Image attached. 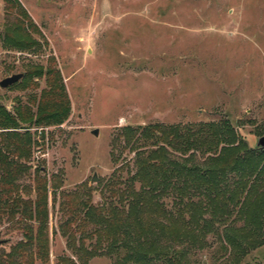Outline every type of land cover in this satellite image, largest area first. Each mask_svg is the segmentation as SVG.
<instances>
[{
    "label": "rangeland",
    "instance_id": "374dc122",
    "mask_svg": "<svg viewBox=\"0 0 264 264\" xmlns=\"http://www.w3.org/2000/svg\"><path fill=\"white\" fill-rule=\"evenodd\" d=\"M15 1L33 22L30 32L37 45L14 48L0 38V80L32 65L51 66L62 78L69 108L60 124L27 129L33 141L29 155L17 156L25 170L9 193L0 190V199L33 198L35 176L46 177L48 257L35 264H166L154 257L145 263L131 259V251L121 246L129 239L138 251L187 247L185 264H264V175L250 187L240 212L228 203L219 215L209 201L212 190L173 172L160 199L165 210L149 207L138 212L130 237L122 232L130 220L124 213L115 214L116 229L90 221L70 240L59 226L71 214L67 205L78 215L79 202L86 199L94 205H124L110 198L111 189L119 186L110 181L117 174L123 181L135 171L136 151L151 143L139 134L147 125L178 126L183 132L203 123H227L248 149L255 148L264 135V0ZM5 5L0 0L2 34L19 15L16 5L8 11ZM21 80L0 86V103L7 110L45 87L44 78H32L26 88L18 83ZM168 151L177 162L187 156L171 146ZM192 160L200 163L203 156L197 153ZM236 178L229 173L220 179L226 196ZM140 181H134L136 189ZM51 182L59 187L50 188ZM191 199L203 207L201 222L212 215L216 219L209 221L205 235L197 232L195 238L174 241V213ZM190 211L184 213L186 218ZM25 222L20 213L12 218L0 214V252L23 238ZM228 231L239 245L226 242Z\"/></svg>",
    "mask_w": 264,
    "mask_h": 264
},
{
    "label": "trees",
    "instance_id": "16d2710c",
    "mask_svg": "<svg viewBox=\"0 0 264 264\" xmlns=\"http://www.w3.org/2000/svg\"><path fill=\"white\" fill-rule=\"evenodd\" d=\"M5 2L7 11L9 7L16 5L19 15L12 22L6 24L3 34L0 33L2 42L11 47L26 50L36 47L37 41L31 37L30 32L34 27L31 19L15 0H5ZM34 77L45 79V87L39 90V94L32 93L25 101L17 100L12 111L7 110L0 103V190L4 193L10 192L18 175L25 170V165H20L17 156L29 155L33 141L27 129L33 124L43 127L51 124L58 125L68 115V101L58 70L51 66L32 65L25 70L22 80L18 83L26 88L28 81ZM20 128H26V130L22 132L19 130ZM126 130L130 133L128 138L130 139L133 136V128L129 127ZM154 131H157L158 134ZM139 134L143 137L147 135L151 143L143 150L136 151L135 171L129 173L123 181L118 174L110 181L119 184V186L114 185V188L111 189L110 198L123 201L124 205L121 208L114 206L111 202L94 205L86 199L79 202L82 207L81 215L77 214V210H69L70 207L67 205L66 211H71V214L59 226L63 228L62 232L68 240L73 238L75 232H84L85 223L90 221L95 222L94 224L99 227L100 223H103L104 229H116L113 224L116 213H124L126 217L130 218L127 226L122 227L124 230L122 232L130 237L132 235L130 228L138 222L136 217L138 212L149 207L165 210L164 203L160 199L168 189V179L173 172H181L192 182L202 184L204 189L212 190L213 195L209 201L212 200L215 203V206L212 205V209L220 212L219 215L227 211L228 203L238 206L237 212H240L241 207L248 200L247 195L250 187L254 186L258 177L264 175V159H262L264 151L256 147L248 149L227 123H203L196 129L185 127L183 132L178 126L166 128L162 124L160 126L147 125L140 130ZM177 139L182 140L179 146L174 145V141ZM169 146L180 150L187 156L182 157L181 162L172 160L168 153ZM197 153L203 156V160L200 163L191 162ZM9 155L12 156L9 157ZM187 162H191V165L187 166ZM37 170L42 171L43 167H39ZM229 173L237 174L238 178L234 180L236 181L235 185L226 196L224 194L226 188H221L220 179H225ZM35 178L33 198L30 196L11 198L7 195L0 199V214L4 213L7 217L12 218L15 213H20L26 221L22 225L23 238L11 245L8 251L0 252V264H35L37 260H47L49 187L47 188L46 177L35 176ZM136 179L142 181L139 189L134 186ZM120 182L124 187H120ZM57 187L59 185L56 182L50 183V188L57 189ZM13 189L17 191L16 188ZM193 194L195 195L196 192ZM199 202V200L194 202L191 199L176 209L174 226L175 222L177 226L172 229L174 241L179 242L186 239V236L195 238L199 234L205 235V229L211 225L209 221H215L216 216L212 215L211 220H202L201 222L203 207ZM188 209L191 211L189 217L186 218L184 213ZM31 221L35 222V225ZM190 222L195 226L188 229ZM68 227L72 229L67 232L65 230ZM171 227L173 226L171 225ZM94 230L97 229L94 228ZM225 239L230 246L239 245L231 232L226 233ZM112 241H117V235L112 237ZM82 244L81 241L80 245ZM121 246L131 251L130 255L128 253L131 259L134 258L142 263L149 262L152 257L162 260L166 264H185L186 262L187 247L184 246L180 249L164 247L161 248V251L154 252L138 251L136 243L131 239L124 241Z\"/></svg>",
    "mask_w": 264,
    "mask_h": 264
},
{
    "label": "water",
    "instance_id": "95a60500",
    "mask_svg": "<svg viewBox=\"0 0 264 264\" xmlns=\"http://www.w3.org/2000/svg\"><path fill=\"white\" fill-rule=\"evenodd\" d=\"M22 76H23L22 72H15L14 74H11L9 76H5L0 80V86L6 87L9 85H12V84L16 83V81L20 80L22 78ZM97 131H98L97 129H94L91 131V133L96 136ZM255 147L258 148L259 150L264 151V135L260 136L257 139ZM0 244H1V242H0Z\"/></svg>",
    "mask_w": 264,
    "mask_h": 264
}]
</instances>
